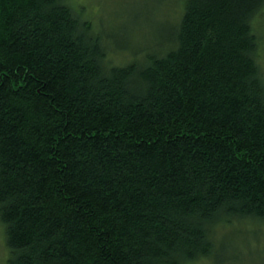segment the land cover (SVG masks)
<instances>
[{"label":"trees","instance_id":"trees-1","mask_svg":"<svg viewBox=\"0 0 264 264\" xmlns=\"http://www.w3.org/2000/svg\"><path fill=\"white\" fill-rule=\"evenodd\" d=\"M159 3L120 17L153 31L133 47L71 0H0L3 264H195L264 226V0Z\"/></svg>","mask_w":264,"mask_h":264},{"label":"rangeland","instance_id":"rangeland-1","mask_svg":"<svg viewBox=\"0 0 264 264\" xmlns=\"http://www.w3.org/2000/svg\"><path fill=\"white\" fill-rule=\"evenodd\" d=\"M73 4L86 9L85 17L89 18L96 29L104 34L114 36L116 43L130 42L134 46L144 45L154 36L150 27L133 28L129 36L121 37L128 27L126 18H120L126 12L139 13L149 11L151 23L161 26V4L159 0H71ZM158 3V4H157ZM136 10V11H135ZM85 11V10H84ZM261 33L264 31V20L260 23ZM153 27V26H152ZM118 53V54H117ZM113 55L114 63H124L130 59L128 53L117 52ZM116 55V56H115ZM264 70V59L261 61ZM214 241L217 251L213 259H205L195 264H264V226L252 223L234 224L216 232ZM6 258L3 229L0 224V264ZM229 260V262H227Z\"/></svg>","mask_w":264,"mask_h":264}]
</instances>
